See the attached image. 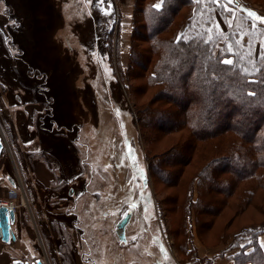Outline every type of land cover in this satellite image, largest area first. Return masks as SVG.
<instances>
[{
	"label": "rangeland",
	"instance_id": "374dc122",
	"mask_svg": "<svg viewBox=\"0 0 264 264\" xmlns=\"http://www.w3.org/2000/svg\"><path fill=\"white\" fill-rule=\"evenodd\" d=\"M90 3L0 0L4 196L14 188L16 202H24L13 224L16 241L0 238L4 264H197L221 255L239 229L264 224V185L238 180L232 163H220L221 171L215 164L239 137L228 128L236 116L205 129L214 134L197 132L195 99L174 102L164 84L149 79L158 56L148 52L142 15L132 51L130 35L117 36L116 9ZM188 13L181 8L158 36L230 34L247 59L262 58L264 23L256 17L264 18V0H201L191 28ZM209 164L212 177L202 179ZM190 196L201 202L187 212ZM128 209L121 242L115 229Z\"/></svg>",
	"mask_w": 264,
	"mask_h": 264
},
{
	"label": "trees",
	"instance_id": "16d2710c",
	"mask_svg": "<svg viewBox=\"0 0 264 264\" xmlns=\"http://www.w3.org/2000/svg\"><path fill=\"white\" fill-rule=\"evenodd\" d=\"M158 3L159 0H136L131 30V50L135 47L136 33L140 27H144L142 30L145 29L150 34L148 52L158 56L149 79L164 84L166 87L164 93L167 96L172 95L175 98L174 102L179 98L195 99L197 108L190 113H193L191 123L195 122L197 132L214 127L222 121V118L229 120L230 117L232 120V117L236 116L234 118L236 125L228 128L238 134L240 142L237 138L232 140L229 145L231 151L215 160V164H219L217 168L221 171V165L232 163L231 172L238 177V180L255 179V182L264 185V176H261L264 174L257 173L258 167H264V83L258 82L264 80V58L256 61L247 59L240 43L228 33L226 35L232 38L221 36L209 39L207 35L205 36L206 33H192L189 37L171 34L169 39H161L158 34L162 28L170 24L181 8L189 11L187 18L191 28L194 14L200 9V3L193 0H167L159 10L154 7ZM238 3L240 0H231L230 4ZM140 14L144 22L139 27ZM222 41L230 42L231 46L221 45L219 48L218 44ZM229 48L231 51H228ZM133 53L134 56H139L136 50ZM225 57H232L233 64L225 65L223 63ZM139 59L141 60L138 58V61ZM247 81H257V83H247ZM252 91L255 94L249 95ZM216 132L205 131L206 134ZM243 140H249L250 146L244 147ZM210 166L211 164L206 169H202V179L211 174ZM245 167L249 169L243 172ZM214 182L217 185L221 183L218 175L215 176ZM212 188L214 189L213 185ZM250 193H254L252 187L246 189V194L251 195ZM209 199L211 200V197L208 198L205 206L211 205ZM200 202L199 198L192 201L190 196L185 205L186 211L188 212L194 203L198 205ZM261 233H264V224L242 227L234 234V240L229 243L224 253L219 255L237 250L231 255L235 264H264V251L258 240ZM211 261L212 259L202 260L198 257L196 262L209 264Z\"/></svg>",
	"mask_w": 264,
	"mask_h": 264
},
{
	"label": "crops",
	"instance_id": "0c3cea01",
	"mask_svg": "<svg viewBox=\"0 0 264 264\" xmlns=\"http://www.w3.org/2000/svg\"><path fill=\"white\" fill-rule=\"evenodd\" d=\"M90 1L95 2L101 8L111 7L113 9H116L115 13H116L117 20L115 19V21L119 22V24H120V34L118 32L119 29L117 31L118 38H122V39L127 40L129 38V35L131 38L133 14H134V10H135L136 0H104L103 4H99L98 0H83V2L86 5L88 4V6H90L92 4V3H90ZM127 25H129L128 28H127ZM21 81H22V79H21ZM22 82H24L26 84L25 85L26 89L24 88V91L29 89V86H28L29 82L26 79L23 80ZM19 83H20V81H19ZM42 126H45V125H42ZM50 129H51V127H50ZM3 142H4V140H3ZM4 156H5V153H4V148H3V151L0 154V161H1V158H4ZM2 165H3V163L0 162V201H6L8 199V190H7V196H4V195H6V193L4 191H5V187H6L5 182H6L7 178L3 172ZM48 177L49 176L44 177L42 174V179L45 178L46 180H48ZM45 179H44V181H45ZM23 205H24L23 203L21 204L19 202V206L16 208V213L18 210H20V208ZM258 240H259L261 248L264 251V246H262V245H264V234L260 235ZM4 250L5 249H3V247L1 246L0 247V264H4V257L6 255ZM248 251H250V249ZM218 253L219 252L215 253L216 256L212 257V261L209 264H235L230 253H227L225 256H220Z\"/></svg>",
	"mask_w": 264,
	"mask_h": 264
},
{
	"label": "water",
	"instance_id": "95a60500",
	"mask_svg": "<svg viewBox=\"0 0 264 264\" xmlns=\"http://www.w3.org/2000/svg\"><path fill=\"white\" fill-rule=\"evenodd\" d=\"M4 148V142L2 136L0 134V154L2 153ZM144 182L147 183L146 176L144 175ZM132 217V211L127 210L123 217L119 220L116 225V233L118 234V238L122 242H127L126 237V227ZM16 213L13 209L8 208L5 205L0 206V238L5 243H11L12 241H16V234L13 230V224L15 222ZM12 264H29L26 263L22 259H14Z\"/></svg>",
	"mask_w": 264,
	"mask_h": 264
},
{
	"label": "snow or ice",
	"instance_id": "6c2138e0",
	"mask_svg": "<svg viewBox=\"0 0 264 264\" xmlns=\"http://www.w3.org/2000/svg\"><path fill=\"white\" fill-rule=\"evenodd\" d=\"M200 2H201V0H197V3H200ZM210 2L211 3H218L219 0H210ZM228 2L231 3V0H228ZM98 3L99 4H103L104 0H98ZM166 3H167V0H159V3L154 5V7L159 10ZM248 15H249V17H252L254 14L249 12ZM256 19L259 20L261 23H264V18L256 17ZM13 23H15V22L13 21ZM209 39H211V38L209 37ZM237 43H239V42L237 41ZM228 51H231V48H229ZM262 58H264V49H262ZM223 63L225 65H231V64H233V61L231 59H226V60H223ZM258 82L259 83H264V80H260ZM247 83H257V81H247ZM254 94H255L254 91L249 92V95H254ZM262 246H264V245H262Z\"/></svg>",
	"mask_w": 264,
	"mask_h": 264
},
{
	"label": "built area",
	"instance_id": "2783aa9c",
	"mask_svg": "<svg viewBox=\"0 0 264 264\" xmlns=\"http://www.w3.org/2000/svg\"><path fill=\"white\" fill-rule=\"evenodd\" d=\"M20 196V192L17 189H11L9 192V197L6 201H0V206L5 205L8 208L16 211V208L19 206V203L16 202V199ZM24 204V202H23Z\"/></svg>",
	"mask_w": 264,
	"mask_h": 264
},
{
	"label": "flooded vegetation",
	"instance_id": "af4514ba",
	"mask_svg": "<svg viewBox=\"0 0 264 264\" xmlns=\"http://www.w3.org/2000/svg\"><path fill=\"white\" fill-rule=\"evenodd\" d=\"M59 166H60V165H59ZM60 168H61L62 170H64L62 166H60ZM62 172H63V171H62ZM61 175H62V178L64 179V175H63V174H61ZM144 175H145V174L143 173V175H142V177H143V181H144ZM145 176H146V175H145ZM64 181H65V180H64ZM147 182H148V181H147ZM86 183H87V181H86ZM144 184H145V182H144ZM146 184H147V183H146ZM69 194H70V195L74 194V189H73V188L69 190ZM128 210H130V209H128ZM126 211H127V210H126ZM126 211H125V212H126ZM125 212H124V213H125ZM123 215H124V214H123ZM132 215H133V212H132ZM122 217H123V216H122ZM131 218H132V217H131ZM76 220H77V218H76ZM76 220H75V221H76ZM130 220H131V219H130ZM76 222H77V221H76ZM118 222H119V221H118ZM129 223H130V221H129ZM129 223H128V224H129ZM75 225H77V223H76ZM127 226H128V225H127ZM126 229H127V227H126ZM115 232H116V229H115ZM117 237H118V234H117ZM126 237H127V236H126ZM118 239H119V238H118ZM121 242H122V241H121ZM23 261H25L26 263L28 262L29 264H44L40 259H35V260H32V261H31V260H23Z\"/></svg>",
	"mask_w": 264,
	"mask_h": 264
}]
</instances>
